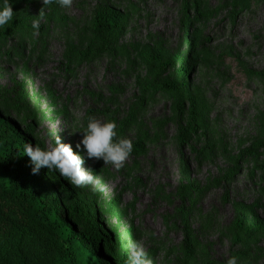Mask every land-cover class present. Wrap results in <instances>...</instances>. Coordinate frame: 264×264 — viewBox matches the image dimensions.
I'll return each instance as SVG.
<instances>
[{
    "label": "rangeland",
    "instance_id": "374dc122",
    "mask_svg": "<svg viewBox=\"0 0 264 264\" xmlns=\"http://www.w3.org/2000/svg\"><path fill=\"white\" fill-rule=\"evenodd\" d=\"M10 2L13 21L0 28V111L28 127L34 146L51 147L57 133L76 151L73 114L81 128L89 116L113 120L117 136L143 146L119 170L85 155L82 166L104 193L60 176L116 241L99 252L62 195L83 264H118L131 240L153 264H224L233 255L264 264V0ZM103 6L123 14L110 50L92 39ZM185 62L180 87L175 72Z\"/></svg>",
    "mask_w": 264,
    "mask_h": 264
},
{
    "label": "trees",
    "instance_id": "16d2710c",
    "mask_svg": "<svg viewBox=\"0 0 264 264\" xmlns=\"http://www.w3.org/2000/svg\"><path fill=\"white\" fill-rule=\"evenodd\" d=\"M198 7L197 4V10ZM207 13V9L200 12L201 15ZM122 18V12L115 7L103 6L98 9L91 28L92 39L98 49H111L110 34ZM188 66L189 63L185 62L175 72L179 73L180 87L186 85ZM196 117L197 113L192 107V129L196 127ZM25 142L32 143L28 127L21 128L0 111V264H83L81 245L76 231L67 221L68 206L64 204L62 195H68L74 202L72 211L84 216L82 225L86 230L83 234L87 241L99 252H102V244L114 250L116 241L108 227L57 172L48 171L47 168H41L37 174L31 172L29 158L22 155ZM133 148L141 152V141ZM52 183L56 184V189ZM116 209L122 212L119 205H116ZM261 226L264 227V223ZM189 229L187 225V235ZM129 231H133V228ZM125 259L121 258L118 264H124Z\"/></svg>",
    "mask_w": 264,
    "mask_h": 264
},
{
    "label": "clouds",
    "instance_id": "9594fccd",
    "mask_svg": "<svg viewBox=\"0 0 264 264\" xmlns=\"http://www.w3.org/2000/svg\"><path fill=\"white\" fill-rule=\"evenodd\" d=\"M50 0H43V5ZM56 3L67 8L72 0H56ZM41 15H37L38 17ZM14 18V11L10 0H0V28L9 25ZM39 19L31 22L33 35L39 30ZM76 130L82 133L81 139L75 144L76 151L70 143L61 142L57 133L54 136V144L51 147L33 146L30 142L22 145V155L29 158L31 172L37 174L41 168L55 171L65 178L71 185L77 188H87L93 194L104 193L106 185L101 183L98 176L94 175L91 168H85V155L88 159L102 160L104 165H111L119 170L133 150L132 141L127 137H119L116 132V123L113 120H100L94 116L87 118L86 124L80 127V118L73 114ZM81 151L84 155L81 154ZM124 264H153V259L146 251L142 243L131 240L128 243V251ZM224 264H238V257H228Z\"/></svg>",
    "mask_w": 264,
    "mask_h": 264
},
{
    "label": "bare ground",
    "instance_id": "6f19581e",
    "mask_svg": "<svg viewBox=\"0 0 264 264\" xmlns=\"http://www.w3.org/2000/svg\"><path fill=\"white\" fill-rule=\"evenodd\" d=\"M171 158V157H170ZM170 164V163H169Z\"/></svg>",
    "mask_w": 264,
    "mask_h": 264
}]
</instances>
